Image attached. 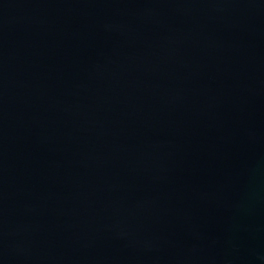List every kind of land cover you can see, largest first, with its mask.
I'll list each match as a JSON object with an SVG mask.
<instances>
[{
    "label": "water",
    "instance_id": "95a60500",
    "mask_svg": "<svg viewBox=\"0 0 264 264\" xmlns=\"http://www.w3.org/2000/svg\"><path fill=\"white\" fill-rule=\"evenodd\" d=\"M0 264H264V0H0Z\"/></svg>",
    "mask_w": 264,
    "mask_h": 264
}]
</instances>
